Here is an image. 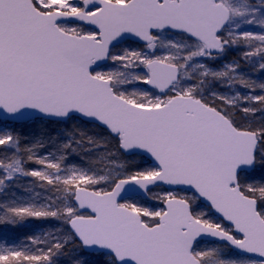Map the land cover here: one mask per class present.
<instances>
[{
  "label": "snow or ice",
  "instance_id": "1",
  "mask_svg": "<svg viewBox=\"0 0 264 264\" xmlns=\"http://www.w3.org/2000/svg\"><path fill=\"white\" fill-rule=\"evenodd\" d=\"M0 264H264V0H0Z\"/></svg>",
  "mask_w": 264,
  "mask_h": 264
}]
</instances>
